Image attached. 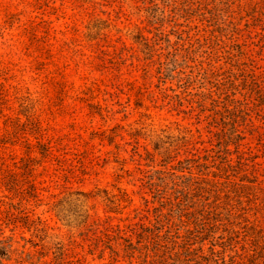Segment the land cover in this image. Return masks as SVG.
Returning a JSON list of instances; mask_svg holds the SVG:
<instances>
[{
  "label": "rangeland",
  "instance_id": "obj_1",
  "mask_svg": "<svg viewBox=\"0 0 264 264\" xmlns=\"http://www.w3.org/2000/svg\"><path fill=\"white\" fill-rule=\"evenodd\" d=\"M214 1L0 0V264H138L127 249L166 228L149 220L133 145L171 133L190 139L179 157L214 148L211 88L229 120L227 162L208 178L235 205L238 251L264 255V0ZM197 72L205 88L183 89Z\"/></svg>",
  "mask_w": 264,
  "mask_h": 264
},
{
  "label": "trees",
  "instance_id": "obj_2",
  "mask_svg": "<svg viewBox=\"0 0 264 264\" xmlns=\"http://www.w3.org/2000/svg\"><path fill=\"white\" fill-rule=\"evenodd\" d=\"M214 5H219L216 0ZM222 11L224 9L220 5L218 11L213 14L216 21L215 29L227 28L223 17L216 15L221 14ZM142 40L151 52L154 44L146 42V38ZM161 61L170 71L171 76L180 73L181 63L173 54V47H168ZM211 72L215 73L214 70ZM193 79L199 82V87L205 88V82L199 81L202 79V74L198 72L194 77L190 75L188 81H180L182 88L188 90ZM213 83L212 87H216L218 80ZM218 90L216 95L212 88L207 89L209 103L213 107L210 110L212 111L210 119L214 120L218 128L214 148L204 150L203 154L193 153L179 157L180 150L189 144L190 139L186 134L179 135L176 137L179 140L176 143L171 133L156 134L154 137L150 135L151 150L146 148L144 153L137 152V147L133 145L134 152L149 162L147 164L149 169L144 175L145 185L151 195L152 205H149L151 219L149 220H153L152 223L155 226L166 228L163 236L159 230L152 233L156 238L152 245L144 242L139 247L132 246L130 250L127 249L126 256L130 259L135 254L139 255L141 261L138 264H260V258H264L263 251L258 254V251L253 248L238 251L236 244L241 240V236L247 235H241L238 225L234 223L235 205L227 202L225 197L227 191L221 189L220 182L208 178V173H211L214 178L216 176L210 171V167L216 166L219 170L227 162V159L222 160L223 157L220 155L227 147L225 142L228 137L229 119L226 117L225 108L228 109V103H225L224 107L219 105L226 94L223 96V92H220L222 89ZM230 107L233 111L238 109L236 104H231ZM193 168L197 171H192ZM77 194L88 196L82 192ZM106 199L111 209L118 210L122 199L115 195L107 196ZM180 230L185 231L186 235L182 236ZM245 233L247 234V231ZM255 236L256 234L251 232L250 237ZM204 241H208L206 250L203 246ZM194 245L198 246L193 247ZM4 252L8 256L10 250L4 248ZM43 256L40 255V258ZM55 259V262L61 263L60 256Z\"/></svg>",
  "mask_w": 264,
  "mask_h": 264
}]
</instances>
